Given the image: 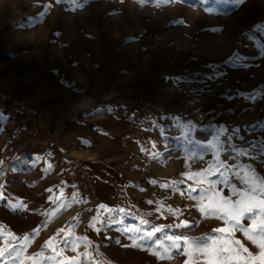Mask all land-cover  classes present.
<instances>
[{
  "label": "rangeland",
  "instance_id": "obj_1",
  "mask_svg": "<svg viewBox=\"0 0 264 264\" xmlns=\"http://www.w3.org/2000/svg\"><path fill=\"white\" fill-rule=\"evenodd\" d=\"M262 149L264 0H0V248L26 245L23 264H195L166 234L207 239L229 225L190 198L218 177L184 173L223 161L243 188L232 173L264 175ZM100 204L126 209L125 224L90 228L109 215ZM132 224L142 231H121ZM153 225L163 231L132 247ZM74 237L91 244L73 250Z\"/></svg>",
  "mask_w": 264,
  "mask_h": 264
},
{
  "label": "snow or ice",
  "instance_id": "obj_2",
  "mask_svg": "<svg viewBox=\"0 0 264 264\" xmlns=\"http://www.w3.org/2000/svg\"><path fill=\"white\" fill-rule=\"evenodd\" d=\"M138 2L143 4L144 0H138ZM233 3L235 5H239L244 3V0H233ZM225 140L230 146V139L225 137ZM207 147L214 150L213 154L216 156L217 160H219L221 146L217 142L216 137L208 142ZM232 151L239 156L250 155L248 148L243 146L235 147ZM255 158L264 160V149L258 152ZM2 163L3 161H0V164ZM229 167L230 165L224 164L223 161H220L216 167L210 165L203 172L191 174L184 173V175L189 178L193 175H216L218 177L216 179H209L207 182L208 186L206 188L202 186L204 184V180L198 181V184L201 185L200 194L197 197L190 196V198L200 201L199 211L201 213L207 214L211 212L216 216V218L223 220L226 225H229V227H218L213 230L214 232L221 233L222 235L220 237H208L207 239H192L186 235L166 234L165 238L167 241L171 242L170 246L174 249H179L182 242L184 245L183 255L195 256V264H200L201 258L202 264H264V175H261L255 168L249 170L248 166L245 165V172L243 176H241L240 172L233 171L232 173L235 177L239 178L244 185L243 188H238L236 183L229 184L228 178L225 177L224 171L221 170V168L227 170ZM153 183H155V181H153ZM220 184L230 187L231 196H222L220 194V191L217 190V185ZM161 187H167V185H161ZM190 191H196V189L193 188L190 189ZM233 197H235V199H233ZM0 199H3L2 195H0ZM205 200L207 203H204ZM148 203L151 204L152 201H148ZM9 207H12V205H9ZM98 209H104L109 215L104 220H100L99 216H94L92 218L93 223H90L88 226L90 228H95L97 232H100L101 228L96 227V222L108 226L125 224L122 218L117 217L120 214H126V209H113L104 204H100ZM17 210L18 209L13 208V211ZM173 211L174 210L172 208H169V212ZM245 219L250 221V225L246 226L243 223ZM139 223L141 225H146L148 221L141 219ZM72 227L75 228L76 226L73 225ZM176 227L189 228V224L187 221H181L178 225H176ZM59 231L63 232L64 230L60 229ZM121 231L131 234L140 233L142 230L136 227L135 224H132L126 225L121 229ZM162 231L163 226L157 227L153 225L151 231H145L139 237L130 235L129 239L133 241L131 246L143 247L146 239L148 241H152L153 237ZM237 232L243 233V236L255 245L259 251H250L240 239L236 238ZM8 235L11 236L10 233ZM69 235L74 234L70 231ZM22 239L24 241H28L30 236L25 235ZM53 239H55V237L50 238V240L46 242L45 247H52ZM77 241L84 242L86 246L91 244V241L88 240L87 237H74V240L71 242L73 250H75L77 246ZM63 243L65 246H69L70 242L67 238H65ZM117 243H119V241H117ZM154 243L157 246H162V241L159 239L154 241ZM25 247L26 245L23 247H13L10 240L5 241V246L0 248V258L7 256L8 264H23L21 257L23 256ZM52 250L53 252H56L54 247ZM167 253L168 248H164V254L166 255ZM41 254L42 253H37L38 256ZM56 254L59 255V253ZM154 254L161 255L159 252H154ZM161 258H163V255H161ZM168 258L171 259V256L169 255ZM74 260L75 258H73V261ZM184 264H193V262L186 260Z\"/></svg>",
  "mask_w": 264,
  "mask_h": 264
},
{
  "label": "crops",
  "instance_id": "obj_3",
  "mask_svg": "<svg viewBox=\"0 0 264 264\" xmlns=\"http://www.w3.org/2000/svg\"><path fill=\"white\" fill-rule=\"evenodd\" d=\"M37 185L38 184H33V182H28V183L25 182L23 188L27 189V190L36 189ZM39 186H41L44 189H51V185H49V184H39Z\"/></svg>",
  "mask_w": 264,
  "mask_h": 264
},
{
  "label": "bare ground",
  "instance_id": "obj_4",
  "mask_svg": "<svg viewBox=\"0 0 264 264\" xmlns=\"http://www.w3.org/2000/svg\"><path fill=\"white\" fill-rule=\"evenodd\" d=\"M66 18H67V17H66ZM66 18L63 19V21H62L63 24H66V21H67V20L65 21ZM85 104H88V102L84 103V105H85Z\"/></svg>",
  "mask_w": 264,
  "mask_h": 264
}]
</instances>
